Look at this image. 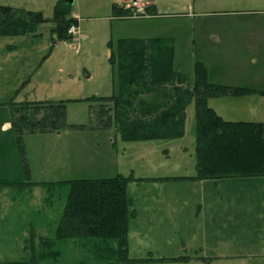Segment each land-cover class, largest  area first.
<instances>
[{
	"label": "rangeland",
	"instance_id": "374dc122",
	"mask_svg": "<svg viewBox=\"0 0 264 264\" xmlns=\"http://www.w3.org/2000/svg\"><path fill=\"white\" fill-rule=\"evenodd\" d=\"M54 2L0 0L2 4L41 10L49 19L53 16ZM126 2L74 0L72 13L79 16L80 22L79 33L71 41H55L54 23L50 20L41 24L35 34L0 36V264L30 260L32 237L33 248L37 251L40 250V236L55 237L68 192L67 187L57 189L52 198H48L43 185L26 188L21 194L7 183L108 178L118 173H133L138 179L132 181L136 189L135 204L140 212L137 221L142 222L146 216L149 222L142 227L151 228L145 231L144 246L139 248L143 254L147 248L154 247L156 240L152 209L154 179L156 176L185 174L195 168L194 100L187 108V131L183 139L124 141L114 123L109 128L91 125V105L96 103L90 98L119 92L120 40L174 37V68L186 73L191 85L195 81L196 64L205 58L192 46L196 36L188 13L192 12L190 3L194 4V0H149L160 4L161 13L155 4L150 5L155 14H150V7H147L145 15L114 17L113 4L126 5ZM195 10H200L199 5ZM197 19L200 21L201 17ZM239 56H230L225 61L241 66L238 68L241 73L229 69L218 72L219 77L215 79L236 82L246 75L244 65L253 59L246 61L247 58ZM261 58L264 66V56ZM257 75L258 81L264 83V72ZM25 101L64 102L67 123L76 127L59 132L24 134L19 139L14 129L7 127V122L12 119L11 102ZM144 197L151 200L147 204L151 207L147 211L149 215L141 210L144 209L141 204ZM185 201L186 204L178 203V217L174 222L181 228L183 223L180 221L197 212L190 203H194V199L185 198ZM57 248L61 251L57 264L94 262L92 252L78 241L60 242ZM208 261L193 258L189 263L170 261L168 264H208ZM263 261L261 258L251 262L215 259L210 264H262ZM49 263L42 261L39 264Z\"/></svg>",
	"mask_w": 264,
	"mask_h": 264
},
{
	"label": "trees",
	"instance_id": "16d2710c",
	"mask_svg": "<svg viewBox=\"0 0 264 264\" xmlns=\"http://www.w3.org/2000/svg\"><path fill=\"white\" fill-rule=\"evenodd\" d=\"M150 6H148L149 8ZM147 8V9H148ZM72 6L58 0L49 19L42 11L0 5V36L35 34L41 24L54 23L56 40L71 41L68 33L78 20ZM150 14H155L152 7ZM131 9L113 4V16L128 17ZM172 38L122 39L118 46L120 88L111 96L91 97V125L109 128L112 123L124 141L180 139L185 134L186 110L195 103L196 180L264 176V123L226 121L209 106L212 97L242 96L258 91L246 87L209 82L205 66L198 62L195 81L174 68ZM11 127L21 139L24 134L59 132L76 127L67 123L64 102H11ZM156 179V178H155ZM138 180L133 173L113 177L73 179L57 182L12 184L21 194L26 188L43 185L52 198L57 189L68 188L66 203L55 228V237L40 236V250L33 248L28 261L7 264H49L59 262L60 242L75 240L92 252L94 262L79 264H168L189 263V256L132 257L129 227L136 216L129 184ZM264 264V262H263Z\"/></svg>",
	"mask_w": 264,
	"mask_h": 264
},
{
	"label": "crops",
	"instance_id": "0c3cea01",
	"mask_svg": "<svg viewBox=\"0 0 264 264\" xmlns=\"http://www.w3.org/2000/svg\"><path fill=\"white\" fill-rule=\"evenodd\" d=\"M145 1L148 6L156 4L158 13H161L160 4ZM57 2L58 0H55L53 3V9ZM128 2L129 0L126 6ZM0 5L21 8L11 4ZM198 5L200 10L196 11L195 7ZM190 8L192 12L188 14L192 17V28L196 36L192 39V46L194 51L197 50L196 53L200 52L205 57L199 62L205 66L209 82L258 91L242 96L212 97L208 100L209 106L226 121L264 123V83L258 81L257 75L258 72H264L261 58L264 56V0H194V4L190 3ZM71 15L79 24V16L72 13V10ZM198 17H201L200 21H197ZM154 38H172L176 48L174 37L135 39ZM238 55L247 58L246 61L253 59L251 65H244L246 75L241 74L242 78L236 82L215 79L219 77L218 72L229 69L240 72L238 68L241 66H235L230 60L225 61L230 56ZM247 77L249 79H246ZM10 126L11 122H7V127ZM192 130L195 136L193 126ZM186 131L185 124V134ZM195 175L196 164L191 172L156 176L154 179L155 199L152 197V209L153 229L156 234L155 248H147L143 254L139 248L144 246L145 231L151 228L142 227L144 223L147 225L149 222L146 216L142 222L137 221L140 212L135 204L136 189L133 182L129 184V194L133 197L136 211L129 227L130 255L147 257L152 254L158 258L189 256V262L196 258L204 262L209 260L208 264L215 259L249 262L257 258L264 260V176L203 180L179 178ZM185 198L194 199L195 205L190 203L192 208H197V212L189 219L180 221V224L183 223L181 228L174 222L178 217V203L186 204ZM150 202L148 197H144L141 202L144 209L140 208L147 214L151 208L147 205Z\"/></svg>",
	"mask_w": 264,
	"mask_h": 264
},
{
	"label": "built area",
	"instance_id": "2783aa9c",
	"mask_svg": "<svg viewBox=\"0 0 264 264\" xmlns=\"http://www.w3.org/2000/svg\"><path fill=\"white\" fill-rule=\"evenodd\" d=\"M128 7L131 9L132 16L145 15L147 11V3L145 0H130ZM68 33L74 38L79 33V28L76 24L70 26Z\"/></svg>",
	"mask_w": 264,
	"mask_h": 264
},
{
	"label": "water",
	"instance_id": "95a60500",
	"mask_svg": "<svg viewBox=\"0 0 264 264\" xmlns=\"http://www.w3.org/2000/svg\"><path fill=\"white\" fill-rule=\"evenodd\" d=\"M64 1H66V2L69 3V4H73V1H74V0H64Z\"/></svg>",
	"mask_w": 264,
	"mask_h": 264
}]
</instances>
